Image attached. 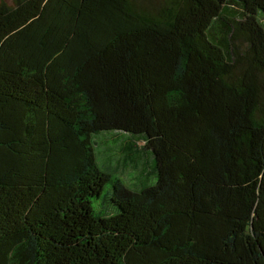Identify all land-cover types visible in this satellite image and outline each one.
Segmentation results:
<instances>
[{
	"label": "trees",
	"instance_id": "1",
	"mask_svg": "<svg viewBox=\"0 0 264 264\" xmlns=\"http://www.w3.org/2000/svg\"><path fill=\"white\" fill-rule=\"evenodd\" d=\"M0 264H264V0L0 1Z\"/></svg>",
	"mask_w": 264,
	"mask_h": 264
},
{
	"label": "rangeland",
	"instance_id": "2",
	"mask_svg": "<svg viewBox=\"0 0 264 264\" xmlns=\"http://www.w3.org/2000/svg\"><path fill=\"white\" fill-rule=\"evenodd\" d=\"M2 1V0H0ZM5 1H8V2H11V0H5ZM81 27H79V29L76 31L74 37H73V40L78 44L80 41H83L82 38L84 39V41H87L86 40V33H83L81 34ZM109 35L106 33V32H103L99 37H97L96 39H93V40H88L87 41V44L85 45V43H82V49H81V52L83 51L84 53L87 52V48H99L97 46L101 45L103 42V44H105L108 39H109ZM93 49V50H95ZM92 50V51H93ZM91 52V51H89Z\"/></svg>",
	"mask_w": 264,
	"mask_h": 264
}]
</instances>
